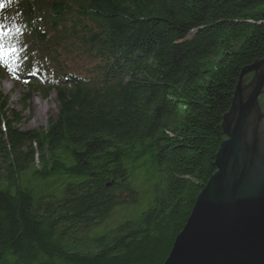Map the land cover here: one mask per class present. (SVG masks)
<instances>
[{
	"label": "trees",
	"instance_id": "trees-1",
	"mask_svg": "<svg viewBox=\"0 0 264 264\" xmlns=\"http://www.w3.org/2000/svg\"><path fill=\"white\" fill-rule=\"evenodd\" d=\"M8 18L0 78L58 110L22 130L0 94V264H162L264 57V0H0Z\"/></svg>",
	"mask_w": 264,
	"mask_h": 264
},
{
	"label": "water",
	"instance_id": "water-1",
	"mask_svg": "<svg viewBox=\"0 0 264 264\" xmlns=\"http://www.w3.org/2000/svg\"><path fill=\"white\" fill-rule=\"evenodd\" d=\"M253 76L245 83V77ZM264 57L244 67L222 116L214 172L162 264H264Z\"/></svg>",
	"mask_w": 264,
	"mask_h": 264
},
{
	"label": "rangeland",
	"instance_id": "rangeland-1",
	"mask_svg": "<svg viewBox=\"0 0 264 264\" xmlns=\"http://www.w3.org/2000/svg\"><path fill=\"white\" fill-rule=\"evenodd\" d=\"M5 25V31L10 32L13 28L17 26L16 22L13 19H6L2 22ZM253 74L250 73L245 77V83H248L252 78ZM27 89L21 84V82H15L13 79H10L7 76L0 78V94L5 98V101L8 103V107L13 108L15 111L20 113V122L17 126L22 130L33 129V128H45L47 121L50 117H55L58 104L55 99L54 91H50L46 97L42 95L40 91L32 92L30 98L24 100ZM258 102L262 108H264V94L259 96ZM37 105V107H36ZM143 177V178H142ZM135 181L136 188L139 192H145L151 189L154 182L153 180H148L147 177L143 176L141 173ZM140 180V181H139ZM141 193L140 195H142ZM139 196V195H138ZM122 198L127 197L126 194L122 195ZM141 211V210H139ZM139 211H131L128 207L116 209L109 218L114 220H109L105 223V226H99L93 229V234H101L109 226L119 224L127 219H132L137 216ZM111 221V222H110Z\"/></svg>",
	"mask_w": 264,
	"mask_h": 264
},
{
	"label": "snow or ice",
	"instance_id": "snow-or-ice-1",
	"mask_svg": "<svg viewBox=\"0 0 264 264\" xmlns=\"http://www.w3.org/2000/svg\"><path fill=\"white\" fill-rule=\"evenodd\" d=\"M5 29V25H3L2 23H0V37H4L8 35V32L4 30ZM3 49L2 47H0V52H2ZM11 51H15V49H11ZM0 59H2V56H0Z\"/></svg>",
	"mask_w": 264,
	"mask_h": 264
},
{
	"label": "bare ground",
	"instance_id": "bare-ground-1",
	"mask_svg": "<svg viewBox=\"0 0 264 264\" xmlns=\"http://www.w3.org/2000/svg\"><path fill=\"white\" fill-rule=\"evenodd\" d=\"M36 107H37V105H36Z\"/></svg>",
	"mask_w": 264,
	"mask_h": 264
}]
</instances>
